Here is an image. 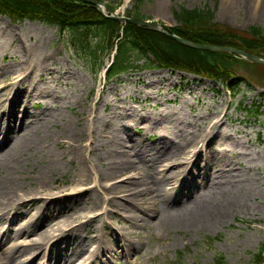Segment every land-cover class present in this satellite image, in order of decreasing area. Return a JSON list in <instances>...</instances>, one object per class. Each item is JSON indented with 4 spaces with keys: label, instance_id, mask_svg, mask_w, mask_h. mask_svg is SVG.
<instances>
[{
    "label": "rangeland",
    "instance_id": "obj_1",
    "mask_svg": "<svg viewBox=\"0 0 264 264\" xmlns=\"http://www.w3.org/2000/svg\"><path fill=\"white\" fill-rule=\"evenodd\" d=\"M104 1L117 7L120 14H125L127 9L134 10L137 5L136 0ZM181 6H210L220 23L242 30L252 25H260L264 29V9L260 8L258 0H241L235 7L230 0H144L139 4L144 18L170 26L177 24L173 12ZM67 36L56 25L29 19L12 21L6 15H0V66L9 70L17 68L19 75L29 71L34 85L44 92L41 105L49 96L57 99L63 117L72 119L74 126L76 114L94 112L96 116L91 123L94 140L99 139L101 124L114 112L120 116V122L115 125L117 129L143 139L146 146L151 147L159 139V132L146 129L141 123L135 126L133 121H137L140 115L174 111L186 118L190 129L205 133L212 130L215 139L206 142L207 152L224 153L233 161L235 168L243 165V177L210 167L205 174L194 176L191 185L184 187L187 191L192 188L196 195L215 198V202L223 199L222 188L224 192L225 188L240 190L245 196L244 205L231 208L226 219L198 230L173 224L133 227L134 238L141 241L138 250L129 257L114 259L112 264H215L218 257L225 258L228 264H252L255 254L264 249V72L257 73L239 57L234 60L232 75L216 80L162 67L152 55L135 53L130 70L108 78L106 67L111 64L115 51L94 56L89 50L74 49ZM2 37L5 41L1 40ZM36 44L41 47L42 55H50L51 58L43 69L30 72L22 63L26 52ZM9 70L6 71L8 76L0 82L2 96L6 93L4 86L14 83ZM239 82L241 85L235 90L230 89L231 84ZM99 96L100 102L92 107V100ZM111 116L118 120L119 116ZM130 120L131 123L125 124L123 130L122 125ZM216 120L219 122L215 123ZM95 150L99 152V146ZM147 163V172L154 173L153 163ZM95 167L97 171L102 170L100 163L96 162ZM35 169L38 168L35 166ZM71 172L66 169L55 172L50 178L51 183L60 185L69 181ZM31 173L30 165L25 166L23 174ZM92 214L88 204L81 202L54 219L59 217L80 224L90 219ZM104 217L93 218L81 227L82 231L90 232L92 228L106 235L111 228L115 232L129 231L122 218L109 213L104 224ZM57 228L54 226L51 232H57ZM83 259L76 256L73 261L79 264Z\"/></svg>",
    "mask_w": 264,
    "mask_h": 264
},
{
    "label": "bare ground",
    "instance_id": "obj_2",
    "mask_svg": "<svg viewBox=\"0 0 264 264\" xmlns=\"http://www.w3.org/2000/svg\"><path fill=\"white\" fill-rule=\"evenodd\" d=\"M240 1L230 3L235 7ZM258 4L264 9V0ZM49 58L36 44L26 52L22 65L30 72L41 70ZM8 70L0 66V82ZM9 73L14 83L4 86V96L0 89V264H77L76 256L84 258L79 264H112L138 250L141 241L134 238L133 227L173 224L198 230L244 205L240 190L224 187L223 199L215 202V198L196 195L192 188L184 189L210 167L244 176L243 165L235 168L224 153L207 152L206 142L215 139L212 130H192L186 118L174 111L140 115L133 121L135 126L141 123L159 132V139L147 147L143 139L117 129L120 116L111 112L98 129L99 139L94 140V112L76 114L74 126L72 119L63 117L57 99L48 94L41 105L44 92L34 85L29 71L19 75L17 68H11ZM100 99L90 105L95 107ZM111 115L119 116L118 120ZM130 123L125 122L123 130ZM212 158L215 161H207ZM96 162L101 171L96 170ZM147 162L153 163L154 173L147 172ZM29 165L32 173L23 174ZM64 169L72 171L69 181L52 184L51 176ZM81 202L93 213L87 221L74 224L54 219ZM109 213L122 218L129 231L111 228L107 235L92 228L82 231L93 218ZM54 226L57 232L52 233Z\"/></svg>",
    "mask_w": 264,
    "mask_h": 264
},
{
    "label": "trees",
    "instance_id": "obj_3",
    "mask_svg": "<svg viewBox=\"0 0 264 264\" xmlns=\"http://www.w3.org/2000/svg\"><path fill=\"white\" fill-rule=\"evenodd\" d=\"M143 1L136 0L134 10L127 9L126 15L145 19L139 8ZM0 15H7L12 21L29 19L56 25L64 35H68L66 39L74 49L89 50L94 56L111 54L115 50L106 71L108 78L130 70L134 65L135 53L139 56L152 55L159 66L216 80H224L225 76L232 75L234 60L239 59V56L231 53L192 48L161 32L105 16L94 5L82 0H0ZM173 15L177 24L171 29L188 40L233 46L264 57V29L260 25L242 30L220 23L210 6H181L174 10ZM241 60L257 73L264 72L263 65ZM239 85L241 82L231 84L230 89L235 90ZM215 264L228 263L223 257H218ZM252 264H264L263 248L255 254Z\"/></svg>",
    "mask_w": 264,
    "mask_h": 264
},
{
    "label": "water",
    "instance_id": "obj_4",
    "mask_svg": "<svg viewBox=\"0 0 264 264\" xmlns=\"http://www.w3.org/2000/svg\"><path fill=\"white\" fill-rule=\"evenodd\" d=\"M86 1L95 7H97L99 10H101L103 13H105V8L107 9L108 13H105L107 16L114 17L118 20L124 21V22H131L134 23L138 26H145L150 29L160 31L161 33L172 37L179 43L192 47V48H197V49H202V50H207L211 52H225V53H233L236 55H239L253 63L261 64L264 65V57L256 55V54H251L248 53L242 49L235 48L232 46H226V45H218V44H201L197 42H193L191 40L185 39L179 35H177L175 32L172 31L169 25L167 24H162L157 21H151V20H141V19H136V18H130L125 15H119L118 12L114 11L111 9L105 2L101 0H83Z\"/></svg>",
    "mask_w": 264,
    "mask_h": 264
}]
</instances>
